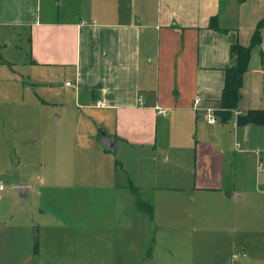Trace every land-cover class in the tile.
<instances>
[{"label": "rangeland", "instance_id": "374dc122", "mask_svg": "<svg viewBox=\"0 0 264 264\" xmlns=\"http://www.w3.org/2000/svg\"><path fill=\"white\" fill-rule=\"evenodd\" d=\"M6 42L0 51V264H264L261 147L228 146L222 175L229 197L195 184L204 171L192 163L194 141L179 147L169 134L173 125L164 130L158 123L161 136L172 137L162 150L137 148L130 155L119 143L101 152L89 141L91 150L82 120L98 111L84 110L73 98L58 99L53 89L64 87L63 77L49 88L35 83L19 27H8ZM74 133L81 139L76 153L69 140ZM66 169L85 188L55 186ZM111 180L126 190L116 208L118 224L108 228L103 218L116 205L108 203L105 189ZM133 185L151 203L150 215L134 207ZM17 186L27 188L24 195ZM85 219L93 228L63 226Z\"/></svg>", "mask_w": 264, "mask_h": 264}, {"label": "crops", "instance_id": "0c3cea01", "mask_svg": "<svg viewBox=\"0 0 264 264\" xmlns=\"http://www.w3.org/2000/svg\"><path fill=\"white\" fill-rule=\"evenodd\" d=\"M53 1L0 0V51L7 45L8 27H19L26 33L25 62L35 83L49 88L63 77L64 87L53 89L58 99L73 98L84 110L98 111L82 120L89 149L94 150L89 141H96L99 151H109L98 141L105 129L114 136L115 149L120 143L130 155L148 147L152 152L162 150L172 137H162L158 123L164 130L173 125L169 134L179 147L189 148L194 141L197 159L192 163L204 171L195 184L229 197L231 190L225 188L222 175L228 146L264 150V123H236L238 114L264 109V25L259 43L251 48L237 107L222 122L227 126L215 125L221 122L218 114L215 123H208L202 111L192 108V100L200 95L203 106L219 109L224 68L234 62L229 47L251 44L264 16V0H76L77 5L75 0ZM211 17L218 28L209 26ZM139 94L142 104L136 100ZM74 135L69 140L76 153L81 139ZM163 155L167 160L168 154ZM56 177L59 188H85L76 184L68 169ZM110 182L105 189L108 203H116L115 213L103 220L113 228L120 215L118 201L125 199L120 194L126 189ZM81 223L63 226L93 228L91 219ZM63 226L55 222V228Z\"/></svg>", "mask_w": 264, "mask_h": 264}, {"label": "trees", "instance_id": "16d2710c", "mask_svg": "<svg viewBox=\"0 0 264 264\" xmlns=\"http://www.w3.org/2000/svg\"><path fill=\"white\" fill-rule=\"evenodd\" d=\"M263 25L264 16L256 24L250 45L243 46L238 43H233L229 47V55L234 59V62L224 68V83L219 98V109L214 110V114H218L221 122L227 121L232 111L237 107L240 98L239 89L242 83V76L248 66L252 45L260 41V31ZM209 26L218 28L215 17L210 18ZM247 122L264 123V109H248L245 113L237 115V124H244ZM130 190L135 195L136 209L150 215L151 203L140 197L139 189L136 186H130Z\"/></svg>", "mask_w": 264, "mask_h": 264}, {"label": "built area", "instance_id": "2783aa9c", "mask_svg": "<svg viewBox=\"0 0 264 264\" xmlns=\"http://www.w3.org/2000/svg\"><path fill=\"white\" fill-rule=\"evenodd\" d=\"M66 84H71L69 81ZM137 102L142 104L143 97L141 94L137 96ZM97 105L100 104V101L96 102ZM192 108L197 111H202L203 117L208 121V123H215L217 121V117L214 114V109L210 106L202 105V97L200 95H195L192 100ZM3 183L0 181V190L3 189ZM239 255L238 253H234L233 256Z\"/></svg>", "mask_w": 264, "mask_h": 264}, {"label": "water", "instance_id": "95a60500", "mask_svg": "<svg viewBox=\"0 0 264 264\" xmlns=\"http://www.w3.org/2000/svg\"><path fill=\"white\" fill-rule=\"evenodd\" d=\"M98 141L109 151L115 150V138L112 135H108L105 129L100 131V135L98 137ZM16 190L19 191L22 195L25 194L26 187L17 186ZM36 236V234H35Z\"/></svg>", "mask_w": 264, "mask_h": 264}]
</instances>
